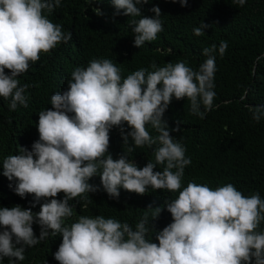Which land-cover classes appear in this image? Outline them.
<instances>
[{"label":"trees","instance_id":"16d2710c","mask_svg":"<svg viewBox=\"0 0 264 264\" xmlns=\"http://www.w3.org/2000/svg\"><path fill=\"white\" fill-rule=\"evenodd\" d=\"M71 100L105 139L27 190L76 201L60 218L94 222L85 241L107 229L102 260L168 264L162 232L203 263L264 264V0H0V147L19 113Z\"/></svg>","mask_w":264,"mask_h":264},{"label":"clouds","instance_id":"9594fccd","mask_svg":"<svg viewBox=\"0 0 264 264\" xmlns=\"http://www.w3.org/2000/svg\"><path fill=\"white\" fill-rule=\"evenodd\" d=\"M28 40L22 33H12L7 46L22 53ZM74 106L76 103L71 100L49 104L36 112L19 113L14 126L16 136L12 135L0 147L1 150L10 146L0 152V198L4 200L0 205V264H131L123 256L100 258L101 251L112 240L107 229L97 239L105 243L98 250L97 240L85 241L84 237L94 222L83 225L75 218H60L64 213L77 211L78 203L72 198L60 192L40 195L33 189L27 190L29 184L37 182L35 177L54 182L65 172V166L52 168L51 158H62L72 164L79 153L94 149L105 139L106 129H90L89 116L65 112ZM81 182L65 184L62 190L85 188ZM171 199L170 196L169 207ZM80 208L84 209L85 205ZM146 210H154L148 211L153 225L162 220L168 222L172 211L167 213L163 198L147 205ZM38 221H48L49 227H38ZM160 234V241H168L166 263L208 264L202 262L196 246L185 240L175 242Z\"/></svg>","mask_w":264,"mask_h":264}]
</instances>
